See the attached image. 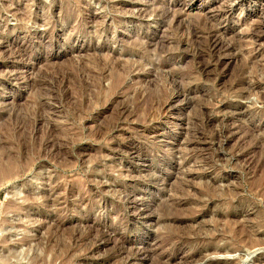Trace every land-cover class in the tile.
I'll list each match as a JSON object with an SVG mask.
<instances>
[{"label": "rangeland", "instance_id": "374dc122", "mask_svg": "<svg viewBox=\"0 0 264 264\" xmlns=\"http://www.w3.org/2000/svg\"><path fill=\"white\" fill-rule=\"evenodd\" d=\"M262 130L264 0H0V264H264Z\"/></svg>", "mask_w": 264, "mask_h": 264}, {"label": "bare ground", "instance_id": "6f19581e", "mask_svg": "<svg viewBox=\"0 0 264 264\" xmlns=\"http://www.w3.org/2000/svg\"><path fill=\"white\" fill-rule=\"evenodd\" d=\"M164 13L166 12V11H163ZM166 14V13H165ZM209 18H205V19H203V20H200V21H198L196 24L197 25H206L208 22H207V20H208ZM208 25V24H207ZM178 26H179V28H178V30L180 29V32H181V30H183L182 28L184 27V25L180 22L179 24H178ZM180 26H183L182 28L180 27ZM188 27V28H187ZM186 28H185V30H183V31H186V35L187 36H192L191 35V33L193 34V35H195L196 34V27H198V26H191V25H188ZM193 27H195V28H193ZM200 27H202V26H200ZM198 29V28H197ZM203 29V28H202ZM179 32V31H178ZM180 34V33H179ZM184 34V33H183ZM184 34V35H185ZM198 34V33H197ZM182 35V34H181ZM182 37V36H181ZM209 37V36H208ZM180 38V37H179ZM181 39V38H180ZM186 39V38H185ZM187 39H189V38H187ZM156 41V40H155ZM210 41H211V43H209V44H212L211 46L216 50V53H219L220 51H222V50H224V51H230L231 49H234V47L236 46V44H235V46L234 45H232V46H230V45H228V44H226L221 38H219L217 35L216 36H210ZM187 42V41H186ZM189 42V41H188ZM179 44V43H178ZM136 46H137V44H136ZM140 46V45H139ZM180 47V46H179ZM214 53V52H213ZM216 56V55H215ZM219 56V55H218ZM218 56H216V57H218ZM216 59H218L219 61H220V58H216ZM217 60V61H218ZM219 61H218V64H219ZM223 61V60H222ZM83 66V65H82ZM110 66V65H109ZM205 67V66H204ZM83 68V67H82ZM110 68V67H109ZM86 69V68H85ZM125 69V68H124ZM84 70V69H83ZM121 70V69H120ZM123 71V70H122ZM73 72V71H72ZM79 72V71H78ZM89 72L91 73L92 72V70H89ZM70 73V72H69ZM86 73H87V71H86ZM89 73V74H90ZM94 73V72H93ZM96 73V72H95ZM88 74V73H87ZM98 74V73H97ZM123 74H125V73H123ZM128 74V73H127ZM93 76H96L95 74L93 75ZM105 76V75H104ZM52 79V78H51ZM181 82V81H180ZM244 84H246V81L245 80H239V81H237V83L235 84V86H241V85H244ZM180 86V85H179ZM181 87H182V85H181ZM114 89V88H113ZM175 95V94H174ZM173 95V96H174ZM172 101V100H171ZM167 102V101H166ZM171 104V103H170ZM163 105H166V103H164ZM160 107H162V106H160ZM164 107V106H163ZM171 107V106H170ZM169 108V107H168ZM161 109V108H160ZM34 115V114H33ZM262 131H264V130H262ZM264 134V133H263ZM4 164V163H3ZM1 162H0V186L1 185H3V184H5L7 181V179L9 178V177H11V174H12V172H13V164L12 163H9V164H7V165H3ZM15 166V165H14ZM211 186V185H210ZM210 186H207V188L209 189V187ZM232 189V188H231ZM240 189V188H239ZM213 192V191H212ZM184 193V192H183ZM230 193V192H229ZM233 194L234 195H237V194H239L238 193V189L235 187V188H233ZM238 197V196H237ZM203 198V197H202ZM233 198V197H232ZM200 199V198H199ZM166 220V219H165ZM91 226V225H90ZM89 226V227H90ZM96 230V229H95ZM94 230V231H95ZM171 230V229H170ZM169 230V231H170ZM89 231H91V233H92V230H88V232ZM98 232H97V237L99 238H101V239H103L104 240V245H103V247H101V248H105L108 244H111V243H115V244H117V243H120L121 241L123 242L125 239H124V235H120V234H115V231H114V233L113 234H115V236H112V235H109V233H106L105 232V230L104 231H101V230H97ZM96 232V231H95ZM94 232V233H95ZM171 233H166L165 234V236L164 237H166L167 239H170V238H172V237H174L175 235V233H176V231H175V233H172L173 231H170ZM54 233V232H53ZM52 234V233H51ZM52 236H53V234H52ZM52 236H50L51 238H52ZM88 236H89V234H88ZM73 237H75V239H76V236H73ZM96 237V238H97ZM51 238H50V241H52L51 240ZM95 238V237H94ZM165 238V239H166ZM78 239V238H77ZM166 239V240H167ZM6 240V239H5ZM54 241V240H53ZM74 241V240H73ZM9 242V241H8ZM8 242H7V244H8ZM51 244H52V242H51ZM114 244V245H115ZM48 244H46V246H47ZM121 245V244H120ZM63 246V245H62ZM122 246V245H121ZM50 249L52 248V246H50L49 247ZM50 249H48L47 247H46V250H45V252L47 253V252H51L53 255H54V257L55 258H59L60 257V255L61 254H58L57 252L55 253V252H53V251H51ZM58 250L60 249V248H57ZM56 249V250H57ZM98 249V248H97ZM57 250V251H58ZM61 250H63L64 251V249H61ZM63 251H61V253L63 252ZM65 252V254L64 255H67V256H69V254H68V252H67V250L66 251H64ZM60 253V252H59ZM63 254V253H62ZM63 255H61V257H62ZM65 257V256H64ZM40 258V259H39ZM39 259V260H38ZM45 259V256H41V255H35L34 256V260L33 259H31V260H33V264H39L40 263V261L41 260H44ZM67 259H71V257H66V259H64V260H67ZM114 263V262H113ZM112 264V263H111ZM217 264H220V262H217Z\"/></svg>", "mask_w": 264, "mask_h": 264}]
</instances>
